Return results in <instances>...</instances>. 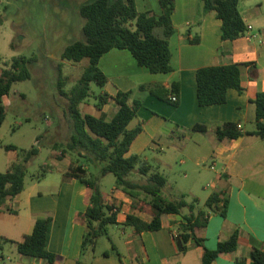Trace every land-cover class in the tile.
Wrapping results in <instances>:
<instances>
[{"label":"crops","instance_id":"crops-1","mask_svg":"<svg viewBox=\"0 0 264 264\" xmlns=\"http://www.w3.org/2000/svg\"><path fill=\"white\" fill-rule=\"evenodd\" d=\"M135 2L141 13L161 12L160 6L154 12L146 0H140V6L138 0ZM239 10L249 31L238 39L224 41L221 20L215 12H205L202 0H175L170 73L153 74L140 66L131 52L121 49L106 53L98 65L108 80L104 95L109 100L101 110L96 108L108 114L96 117L109 121L117 113L119 106L114 98L119 92H131L132 99L140 100L142 105L128 128L140 126L142 131L133 141L128 156L141 155L149 162L147 153H156L161 156L160 166L174 169L179 163L184 171L183 179L195 175V185L184 190L176 184L177 196L172 198L198 199L197 210L208 214L206 227L196 230L194 238L183 242L179 236L182 217L165 214L161 216L159 230L137 233L134 227L126 225L128 215L150 223L155 211L114 187L103 198L106 205L119 209L116 225L129 229L123 230L124 241L120 239L121 245L118 244L109 235L108 225L106 233L94 245L83 249L89 192L71 173L78 166L87 173L89 167L71 161L69 154L59 160L53 146L54 166L44 169L40 179L26 180L21 194L1 203L0 264H205V250H217L220 242L228 241L235 233L238 234L236 250L220 254L210 264H256L251 250L264 252V139L244 134L237 139L219 140L215 134V129L225 123L238 124L242 133L255 131L254 102L264 92V0H241ZM160 33L162 36V30ZM231 64L243 65V90H228L225 104L199 106L197 71ZM176 83L180 84L177 106L140 90L141 86L156 85L171 91ZM196 125L206 127L207 132L193 131ZM36 140L39 146L42 137ZM5 147L0 144V151L6 150ZM6 152L0 173L22 158L18 148ZM170 189L174 187L167 180L164 190ZM213 194L226 200L225 215L219 210L222 203L215 210L206 209L205 203ZM42 218L50 222L47 249L56 256L53 263L21 255L12 243L32 234L36 221ZM105 237L107 241L101 250L99 244Z\"/></svg>","mask_w":264,"mask_h":264},{"label":"trees","instance_id":"trees-1","mask_svg":"<svg viewBox=\"0 0 264 264\" xmlns=\"http://www.w3.org/2000/svg\"><path fill=\"white\" fill-rule=\"evenodd\" d=\"M206 13L215 12L222 22V40H235L244 36L249 27L246 25L240 10L241 0H202ZM161 12L141 13L137 10L135 0H93L83 4L79 13L84 24L83 38L68 45L62 53L64 60L80 63L87 59L89 65L70 94L63 90L62 73L60 72V92L68 98L70 117V138L65 148L54 151L56 158L63 160L69 153L84 159L89 165H99L100 175L113 174L116 178L115 187L123 191L134 201H140L155 211V217L150 223L142 221L133 215H128L126 225L132 226L137 233L157 231L161 228L162 215H179L183 221L179 225V236L183 242L195 237L198 229L206 227L208 223L207 211L197 210L199 201H188L186 196L179 200H170L164 194L167 186L166 177L154 171V167L141 155H130L133 141L142 131L139 126L130 130L129 124L136 118L142 103L132 99V93L119 92L114 98L119 106L117 113L106 121L91 114H83L79 106L91 97V84L105 87L108 80L100 71L98 65L101 58L113 49L128 50L138 64L146 67L153 74H167L172 71L170 38L175 34L172 16L175 11V0H158ZM1 21V19H0ZM162 30V36L156 30ZM198 40H196L197 42ZM34 58L15 57L0 71V129L3 126L7 110L2 99L9 97L14 84L25 82L32 78L30 66ZM248 64H245L247 66ZM242 64L213 66L201 68L197 71V98L201 107L220 105L227 102V92L235 89L243 90L241 84ZM157 98L171 102V96H179L180 84L173 85L171 91L160 86H141ZM107 95L98 97L96 108L101 110L108 102ZM256 130L242 133L236 123H225L215 129L219 140L237 139L244 134L258 136L264 139V92L258 94L256 100ZM177 106L176 103H172ZM193 131L205 133L206 127L196 125ZM7 151L17 150L14 146H6ZM60 149V150H59ZM39 149L34 147L24 153L21 160L13 163L5 173H0V206L7 198L21 194L26 185L28 166L37 157ZM72 177L81 181L89 192V204L85 213L87 234L83 249L92 246L95 241L106 233L108 225H116L119 209L106 205L97 186V179L86 177L82 166L72 169ZM40 176L32 179H40ZM220 206L221 213L226 214L227 202L218 194H213L205 203L207 210H215ZM109 213V215H108ZM98 223V226L94 224ZM50 222L48 219H38L33 233L23 241L15 243L21 255L46 259L50 263L56 256L47 249ZM196 240V239H195ZM196 242L200 243L198 240ZM238 245V234L235 233L225 242H220L217 250H205L204 263L210 264L220 254L234 252ZM251 258L256 264H264V252L251 250Z\"/></svg>","mask_w":264,"mask_h":264},{"label":"rangeland","instance_id":"rangeland-1","mask_svg":"<svg viewBox=\"0 0 264 264\" xmlns=\"http://www.w3.org/2000/svg\"><path fill=\"white\" fill-rule=\"evenodd\" d=\"M93 0H0V69L15 57L34 58L29 70L32 78L13 85L9 97L3 104L7 110L6 120L0 129V144L16 146L20 156L32 148L39 149V154L28 166L26 180L40 176L44 169L54 166L52 147L65 148L70 138L69 101L60 92V72L62 90L70 94L79 82L84 69L89 64L87 59L74 63L62 58L65 48L83 38L84 20L79 8ZM154 12H158L157 0H146ZM140 6V0H138ZM161 29L156 30L160 35ZM161 36V35H160ZM105 87L91 84V97L79 106L83 114L103 116L96 110L98 97L104 95ZM110 110H112L110 108ZM30 118V120H28ZM42 143L37 145V137ZM60 150V149H59ZM6 150L0 151V165L5 164ZM71 161H79L89 167L88 179H97V186L102 196L109 195L115 187L113 174L100 175L99 165H89L84 159L71 154ZM154 171L163 174L174 190H164L165 196L173 200L179 188L189 190L195 185L197 177L183 179L184 171L179 163L174 169L159 165L160 155L147 153ZM181 198V197H180ZM203 208V204L200 205ZM117 225H109L108 233L121 245L123 230ZM130 232V231H127ZM107 238L99 244L102 250Z\"/></svg>","mask_w":264,"mask_h":264},{"label":"built area","instance_id":"built-area-1","mask_svg":"<svg viewBox=\"0 0 264 264\" xmlns=\"http://www.w3.org/2000/svg\"><path fill=\"white\" fill-rule=\"evenodd\" d=\"M178 101V96L177 95H172L171 96V102L176 103Z\"/></svg>","mask_w":264,"mask_h":264}]
</instances>
